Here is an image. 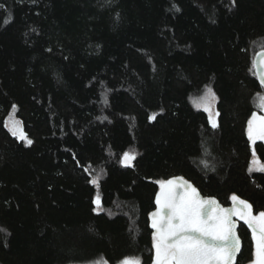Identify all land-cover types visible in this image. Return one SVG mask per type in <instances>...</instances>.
Wrapping results in <instances>:
<instances>
[{
	"label": "trees",
	"instance_id": "16d2710c",
	"mask_svg": "<svg viewBox=\"0 0 264 264\" xmlns=\"http://www.w3.org/2000/svg\"><path fill=\"white\" fill-rule=\"evenodd\" d=\"M262 50L264 0H0V264H152L150 213L173 177L264 211V171H249L264 144L247 135ZM206 86L216 129L191 103ZM13 105L31 145L6 127Z\"/></svg>",
	"mask_w": 264,
	"mask_h": 264
},
{
	"label": "snow or ice",
	"instance_id": "6c2138e0",
	"mask_svg": "<svg viewBox=\"0 0 264 264\" xmlns=\"http://www.w3.org/2000/svg\"><path fill=\"white\" fill-rule=\"evenodd\" d=\"M260 61L255 67L264 66V51L257 54ZM264 86V75L260 76ZM261 109H264V95L258 94ZM218 98L211 88L199 98L205 112L209 113V123L213 129L218 127L212 118V105ZM15 108L16 106L13 105ZM163 111V109H161ZM218 115V113H217ZM153 113L149 120H155ZM19 125V122H14ZM7 126V125H6ZM12 135L31 145L21 128L14 127ZM248 140L254 145L257 140L264 141V115L256 112L248 120ZM134 151H125L120 163L124 166H133L136 159ZM252 164L258 165L264 171V163L256 157L255 148L252 151ZM207 167L208 162L202 161ZM253 169L250 167L249 171ZM87 171V169H85ZM182 181V182H178ZM98 183V178L90 181ZM161 191L156 196V211L150 213L152 232V247L155 251L153 264H234L237 253L241 250V241L235 232V221L232 216H238L252 231L254 242V260L252 264H264V211L253 214V206L246 200L233 194L232 208L221 207L215 198H201L197 189L183 177H173L158 181ZM99 207V195L94 200ZM95 211V209H94ZM3 231V229H0ZM95 264H101L100 261ZM121 264H141L139 258L126 257Z\"/></svg>",
	"mask_w": 264,
	"mask_h": 264
},
{
	"label": "rangeland",
	"instance_id": "374dc122",
	"mask_svg": "<svg viewBox=\"0 0 264 264\" xmlns=\"http://www.w3.org/2000/svg\"><path fill=\"white\" fill-rule=\"evenodd\" d=\"M205 91H206V88L204 89V91H203V93L201 94V95H199V96H196V97H192L191 98V103L195 106V107H197V108H200V109H202V110H204L203 109V107L201 106V103H200V101H199V98L200 97H202L203 95H204V93H205ZM260 95H264V93H262V94H260ZM215 104H216V102L212 105V118H213V120H215V118H216V109H215ZM258 104H259V98H258V96L256 97V100H255V106H256V113H257V115H264V109H261L259 106H258ZM207 113V115H208V117H209V113L208 112H206ZM16 108H12L11 110H10V112H9V114H8V116H7V118H6V122H5V124L7 125L6 127L8 128V130L12 133V130L14 129V127H18V128H21V123H20V121L17 119V117H16ZM16 121H18L19 122V125H15L14 124V122H16ZM247 128H248V125H247ZM17 137V136H16ZM258 159V158H257ZM252 160H253V156H252V158H251V162H252ZM250 167L252 168V169H257V170H259V168H258V165H254V164H250ZM255 215V214H254ZM251 236H252V233H251ZM253 246H254V242H253ZM254 253V252H253ZM154 255H155V251H154ZM154 255H153V257H154ZM124 260V259H123ZM122 260V261H123ZM254 260V254H253V259H252V261ZM97 261H100L101 262V264H106L105 262H104V260L102 259V258H97V259H95V260H93V261H90V262H88V263H83V264H95V262H97ZM252 261L251 262H249V263H247V264H252ZM118 264H121V261H120V263H118ZM152 264H153V262H152Z\"/></svg>",
	"mask_w": 264,
	"mask_h": 264
},
{
	"label": "water",
	"instance_id": "95a60500",
	"mask_svg": "<svg viewBox=\"0 0 264 264\" xmlns=\"http://www.w3.org/2000/svg\"><path fill=\"white\" fill-rule=\"evenodd\" d=\"M262 51H264V50H262ZM262 51H259L258 53H260V52H262ZM257 53V54H258ZM255 55L254 56V61H256L257 62V64L259 63V61H260V56H258V55ZM254 68H255V73H256V77H257V79H258V81L260 82V84H261V80H260V76L261 75H264V66H261V67H255L254 66ZM262 86V85H261ZM263 87V89H264V86H262ZM257 141H260V142H262L263 144H264V141H261V140H257ZM171 179V178H170ZM185 180V179H184ZM178 182H182V181H178ZM192 186H194L191 182H189ZM195 187V186H194ZM196 188V187H195ZM197 189V188H196ZM161 191V188H159L158 189V191H157V193H159ZM198 192H199V190H197ZM157 193H156V195H155V201H154V203H155V207H154V210H153V212L154 211H156V209H157V204H156V196H157ZM199 194H200V197L201 198H215V197H212V196H204V195H202L200 192H199ZM215 200L217 201V203L221 206V207H223V208H232L233 207V204H234V202L232 201L229 205H223V204H221L220 203V201L218 200V199H216L215 198ZM232 219L235 221V224H236V227H235V232H236V234L239 236V224L242 222V223H245L243 220H241L238 216H235V215H233L232 216ZM150 227H151V217H150ZM152 229V228H151ZM154 230L152 229V232H153ZM239 238H240V236H239ZM240 241H241V248H242V240H241V238H240ZM241 251V250H240ZM240 253V252H239ZM239 253H237V256H236V259H237V257H238V255H239ZM236 259H235V261H236ZM234 261V262H235Z\"/></svg>",
	"mask_w": 264,
	"mask_h": 264
}]
</instances>
